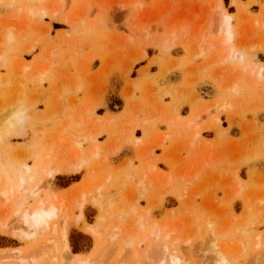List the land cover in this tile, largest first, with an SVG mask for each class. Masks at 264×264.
Segmentation results:
<instances>
[{
  "label": "rangeland",
  "instance_id": "obj_1",
  "mask_svg": "<svg viewBox=\"0 0 264 264\" xmlns=\"http://www.w3.org/2000/svg\"><path fill=\"white\" fill-rule=\"evenodd\" d=\"M21 178L0 264H264V0H0V192ZM36 200L62 213L30 239Z\"/></svg>",
  "mask_w": 264,
  "mask_h": 264
},
{
  "label": "bare ground",
  "instance_id": "obj_2",
  "mask_svg": "<svg viewBox=\"0 0 264 264\" xmlns=\"http://www.w3.org/2000/svg\"><path fill=\"white\" fill-rule=\"evenodd\" d=\"M229 21H230V19L227 18V16H226V23L229 24L228 23ZM231 38H232V35L229 32L228 26H226L225 31L223 33V41L228 42L229 40H231ZM28 171L29 170H26V172H28ZM48 176L52 177L53 172L50 171L48 173ZM24 183H25V180L23 178H21V185H19L17 187H9L8 190L5 189V190L1 191L0 192L1 203L7 204L9 202L11 196H13L15 193L17 194L20 192L21 188L23 187L22 185ZM18 199L19 198H16V200H18ZM92 199H94L93 201H90V202H92V204H96V205L99 204V202L96 198H92ZM92 199H90V200H92ZM61 213H62V207H58L54 203H48L47 201H44V200H36L34 202L33 206L29 210H26V209L21 210L20 209L17 212L19 224H18V228L14 229V231L18 232V234L23 236V237L33 239L36 236H39L41 234V232L44 230V228H46L51 221L58 218ZM5 226H6L5 223L0 222V234L5 232ZM135 226L137 228V230L134 229L136 232H134L133 234H129L127 236V239L123 238V241H124V239H126L125 242L127 244L125 243V245H127L129 247V249L134 247V245L136 244V241H137V237L140 236V233H141L142 228H143L142 220L137 219L135 222ZM114 229H115V230H113L114 235H112L111 238L116 240L120 236V234L122 233V225L118 224L115 226ZM86 230L90 231V228L86 227ZM54 232H56V230ZM62 237L63 238L66 237V231L65 230L63 231ZM118 239H120V238H118ZM146 239L147 238L144 237V239L141 241V243H144ZM50 243L52 244V246L50 245V247H46L43 245L38 246V244H36L38 248H34L33 252L30 251L31 253H29V254H28V252L25 253V252H20V251L18 252L17 255L15 254V256L13 255L12 257H8L10 255L6 254L7 258H4V260L8 261V262L10 260H13L12 263H14V264H45V258L48 256L49 250L50 249L52 250L56 247L54 242H50ZM98 246H99V239L96 238V245H95L96 248L95 249H97ZM67 251H68L67 247L65 246L64 252L66 254H67ZM151 251H153V250H151ZM156 251H157V249H156ZM14 253H16V252H14ZM163 253L164 254H162V256L160 255L161 257L159 255H157L158 258L156 256V258H154L153 263L150 261L151 264H166L167 251L164 250ZM151 260H153V258ZM209 260H211V259H209ZM15 261H17V263H15ZM94 262L95 261H91L90 258H86V259L78 258V259H75L74 261H71L69 264H95ZM212 262H214V264H229L228 258L223 252H219L217 254L216 258L214 259V261L212 259ZM167 264H180V263H179L178 259H176L175 257H171L169 259V261H167ZM257 264H258V262H257Z\"/></svg>",
  "mask_w": 264,
  "mask_h": 264
}]
</instances>
